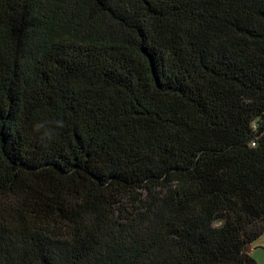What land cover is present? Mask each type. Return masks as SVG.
Instances as JSON below:
<instances>
[{"label":"trees","instance_id":"trees-1","mask_svg":"<svg viewBox=\"0 0 264 264\" xmlns=\"http://www.w3.org/2000/svg\"><path fill=\"white\" fill-rule=\"evenodd\" d=\"M264 0H0V264H260Z\"/></svg>","mask_w":264,"mask_h":264},{"label":"rangeland","instance_id":"rangeland-1","mask_svg":"<svg viewBox=\"0 0 264 264\" xmlns=\"http://www.w3.org/2000/svg\"><path fill=\"white\" fill-rule=\"evenodd\" d=\"M251 255L260 263L264 264V234L258 238L253 244Z\"/></svg>","mask_w":264,"mask_h":264},{"label":"water","instance_id":"water-1","mask_svg":"<svg viewBox=\"0 0 264 264\" xmlns=\"http://www.w3.org/2000/svg\"><path fill=\"white\" fill-rule=\"evenodd\" d=\"M252 251V245H249L248 246V252H251Z\"/></svg>","mask_w":264,"mask_h":264},{"label":"crops","instance_id":"crops-1","mask_svg":"<svg viewBox=\"0 0 264 264\" xmlns=\"http://www.w3.org/2000/svg\"><path fill=\"white\" fill-rule=\"evenodd\" d=\"M252 249H253V246H252Z\"/></svg>","mask_w":264,"mask_h":264}]
</instances>
